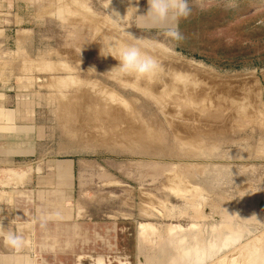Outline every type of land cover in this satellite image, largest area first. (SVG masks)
<instances>
[{"label":"rangeland","instance_id":"1","mask_svg":"<svg viewBox=\"0 0 264 264\" xmlns=\"http://www.w3.org/2000/svg\"><path fill=\"white\" fill-rule=\"evenodd\" d=\"M35 3L23 19L7 17L12 31L0 37L1 81L19 120L31 125L35 148L7 174V190L17 187V212L28 209L30 221H38L23 231L21 249L30 245L37 255L20 264H139L140 256L152 264L219 244L224 234L240 240L206 264L242 263L245 256L250 264L259 251L264 264V0H188L187 17L142 29L135 24L148 0ZM172 27L180 40L164 35ZM101 42L138 43L160 59L158 76L149 83L109 79L104 73L117 60L100 55ZM146 83L156 90L147 93ZM182 89H197L206 110L211 105L208 114L227 115L215 122L207 112H188L176 99ZM105 90L119 101L98 104L94 99H109ZM229 92L251 102L250 117L236 115ZM212 101L222 111L215 114ZM144 122L162 142L128 134Z\"/></svg>","mask_w":264,"mask_h":264},{"label":"crops","instance_id":"2","mask_svg":"<svg viewBox=\"0 0 264 264\" xmlns=\"http://www.w3.org/2000/svg\"><path fill=\"white\" fill-rule=\"evenodd\" d=\"M37 1L39 0H0V15L4 17L0 19V22H4V25L0 26V37L7 39L6 36L12 31L11 24L6 21L7 17L11 21L23 19L22 16L30 14L32 5H35ZM18 33L27 32L26 30H19ZM1 73L2 70H0V226L7 228V225L11 224L12 229L15 230V226L21 224L25 226L24 230L30 231L29 225L36 222L30 221L27 216L28 209L19 211L25 214V217L22 221L18 220L17 214L15 215V213H18V196L15 193L17 187L13 186L8 191L6 183L8 171L15 169L19 160L34 156L35 148L30 145L33 142L30 135L32 127L19 120L16 114L17 108L13 106L14 98L11 96L10 88L1 81ZM29 237H33V234L31 233ZM33 253L34 251L30 245L28 249L17 252L5 248L0 243V260H3L5 264H20L21 261H25L26 257L33 260Z\"/></svg>","mask_w":264,"mask_h":264},{"label":"clouds","instance_id":"3","mask_svg":"<svg viewBox=\"0 0 264 264\" xmlns=\"http://www.w3.org/2000/svg\"><path fill=\"white\" fill-rule=\"evenodd\" d=\"M148 5L146 14L137 15L140 22L135 25L140 29L145 24H163L169 19L178 20L187 17L191 11L188 0H148ZM164 35L174 40L182 38L175 27L167 28ZM101 43L100 55L103 57L111 55L119 62L104 73L109 79L126 82L124 78L132 77L137 82L140 80L151 81L159 72L158 61L145 53L138 43ZM24 227L23 225H16L15 230H12L11 227L0 226V243L5 248L18 252L26 246V240L22 235ZM0 264H5V262L0 260Z\"/></svg>","mask_w":264,"mask_h":264},{"label":"bare ground","instance_id":"4","mask_svg":"<svg viewBox=\"0 0 264 264\" xmlns=\"http://www.w3.org/2000/svg\"><path fill=\"white\" fill-rule=\"evenodd\" d=\"M82 16H83V15H82ZM78 32H79V31H78ZM116 36H117V35H116ZM117 40H118V39H116L115 41H117ZM119 41H120V40H119ZM115 43H118V42H115ZM119 44H120V43H119ZM151 45H152V44H151ZM153 45H154V44H153ZM153 45H152V46H153ZM157 47H158V46H157ZM158 48H159V47H158ZM148 49H150V48H148ZM159 51H160V50H159ZM144 52H145V51H144ZM161 52H162V51H161ZM146 53H147V52H146ZM147 54H148V53H147ZM152 54H153V53H152ZM161 55H162V54H161ZM160 57H161V56H160ZM161 58H162V57H161ZM108 59H109V58H108ZM108 59H107V60H108ZM166 59H167V58H166ZM95 60H96V59H95ZM157 60H158V58H157ZM163 60H165L164 57H163ZM170 60H171V59H170ZM159 61H160V59H159ZM159 61H158V62H159ZM181 61H183V60H180V62H181ZM114 62H115V61H114ZM165 62H166V61H165ZM174 62H175V61H174ZM176 62H177V61H176ZM178 62H179V61H178ZM115 63H116V64H115V66H116L119 62L117 61V62H115ZM184 63H185V62H184ZM186 63H187V62H186ZM101 64H102V63H101ZM105 64H108V63L106 62ZM109 64H110V63H109ZM109 64H108V65H109ZM112 64H113V63H112ZM190 64H191V63H189V65H190ZM192 64H193V63H192ZM194 64H195V63H194ZM113 65H114V64H113ZM173 65H174V64H173ZM177 65H178V64H177ZM195 65H196V64H195ZM109 66H110V65H109ZM160 66H161V65H160ZM160 66H159V67H160ZM162 66H164V65H162ZM183 66H185V64L183 65V63H182L181 67H183ZM193 66H194V65H193ZM193 66H192V67H193ZM103 67H104V66H103ZM185 67H188V66H185ZM185 67H184V68H185ZM195 67H196V66H195ZM104 68H105V67H104ZM108 68H109V67H108ZM111 68H112V67H111ZM164 68H165V66H164ZM181 69H182V68H181ZM203 69H204V68H203ZM109 70H110V69H109ZM109 70H108V71H109ZM164 70H165V69H164ZM172 70H174V69H172ZM182 70H183V69H182ZM186 70H187V69H186ZM197 70H198V67H197ZM197 70L195 69L194 71H197ZM206 70H207V69H206ZM159 71H160V70H159ZM187 71H189V69H188ZM192 71H193V68H192ZM201 71H202V70H201ZM163 73H164V72H163ZM166 73H167V72H166ZM181 73H182V72H181ZM183 73H184V72H183ZM195 74H196V73H195ZM207 74H208V73H207ZM180 75H181V74H180ZM186 75H187V74H186ZM157 76H158V75H157ZM160 76H161V74H160ZM164 77H165V76H164ZM180 77H181V76H180ZM184 77H185V76H184ZM184 77L182 76V78H184ZM195 77H196V76H195ZM70 78H71V77H70ZM127 78H128V77H127ZM158 78H159V77H158ZM178 78H179V75H178ZM182 78L179 79V80H182ZM185 78H186V77H185ZM185 78H184V79H185ZM188 78H189V77H188ZM188 78L185 80V83H186V81H189ZM192 78H193V77H192ZM197 78H198V77H197ZM206 78H207V77H206ZM208 78H209V77H208ZM218 78H219V77H218ZM165 79H166V78H165ZM172 79H173V78H172ZM189 79H190V78H189ZM193 79L196 80V78H193ZM193 79H192V80H193ZM203 79H204V78H203ZM131 80H132V79H131ZM153 80H154V79H153ZM162 80H163V79H162ZM116 81H117V80H116ZM196 81H197V80H196ZM126 82H127V81H126ZM134 82H135V81H134ZM141 82H143V81L141 80ZM146 82H147V81H146ZM156 82L158 83V81H156ZM162 82H163V81H162ZM162 82H160V83H162ZM165 82H166V81H165ZM192 82H193V81H192ZM200 82H201V81H200ZM74 83H75V82H74ZM135 83H136V82H135ZM143 83H144V82H143ZM148 83H149V81H148ZM148 83H146V84H147L146 86L150 85V84H148ZM150 83H152V82H150ZM154 83H155V82H154ZM157 83H156V86L159 84V83H158V84H157ZM173 83H174V82H173ZM187 83H188V82H187ZM194 83H195V81H194ZM96 84H97V83H96ZM120 84H121V83H120ZM167 84H168V83H167ZM167 84H166V86H167ZM179 84H180V83H179ZM198 84H199V82H198ZM203 84H204V83H203ZM56 85H57V84H56ZM104 85H105V84H104ZM130 85H131V84H130ZM153 85H154V84H153ZM159 85H160V84H159ZM175 85H176V84H175ZM189 85H190V84H189ZM189 85H186L187 87L185 86V88H187L188 90H190V89L188 88ZM206 85H207V84H206ZM208 85H209V84H208ZM52 86H53V85H52ZM146 86H144V87H146ZM196 86H198V85H196ZM200 86H201V84H200ZM157 87H159V86H157ZM157 87H156V88H157ZM160 87H161V86H160ZM163 87H164V85H163ZM169 87H170V85H169ZM173 87H174V86H172V90H171L172 92H173V90H174ZM175 87H176V86H175ZM190 87H192V86H190ZM210 87H211V86H210ZM250 87H251V86H250ZM252 87H253V86H252ZM178 88H179V87H178ZM181 88H182V87H181ZM181 88H180V89H181ZM194 88H196V87H194ZM212 88H213V87H212ZM224 88H225V90H227V91H225V92H228V89H231L232 87H231V88H229V87H224ZM224 88H223V89H224ZM226 88H228V89H226ZM154 89H155L154 86H152L151 89H149V86H148V88H147V93H148L149 91H150V92H154V91L156 90V89H155V90H154ZM158 89H159V88H158ZM167 89H168V88H167ZM170 89H171V87H170ZM187 89H186V90L182 89L183 92H184V91H186V92H185L184 94H182L183 96H182V95L180 96V94H179V97L176 98V99L179 100V104L181 105V107H182V106L186 107L185 109H186V110L188 109V112H189V111H190V112H193V111L201 110V114H202V112H204V113L207 112V113H205V115L208 114V110H209L210 107H211V105H210V107H208L209 109L206 110V107L208 106V105H207V102H208V101H207L206 104H205V102L203 101V97H202V98L200 97V99L197 98L198 96H196V94H195V92L197 91V89H195V90H196L195 92L192 91L193 94H192L191 91H190L191 93L187 92ZM199 89H200V88H199ZM199 89H198V90H199ZM214 89H216V88H214ZM240 89H241V88H240ZM138 90H139V89H138ZM140 90H141V89H140ZM165 90H166V89H165ZM175 90H176V89H175ZM191 90H193V89H191ZM200 90H201V89H200ZM200 90H199L198 93H200ZM232 90H233V89H232ZM107 91L110 92V90H107ZM107 91L105 90V91H103V93L106 92V94H107V93H108ZM144 91H145V90H144ZM168 91H170V90H168ZM171 91H170V92H171ZM202 91H205V89H203ZM206 91H207V90H206ZM209 91H210V92H209ZM211 91H212V90H209V89H208V92H209L210 94L212 93ZM214 91H216V90H214ZM113 92H114V91H111V93H108V94H109V99H107V97H106V98H100V99L98 98L97 100H96V99H94V100H95L98 104H100V105H102L103 103H104V104L108 103V100H110V99H114V101H115V100L117 101L120 97H119V98H116V97H118V96H116L117 94L115 95ZM157 92H158V91H157ZM166 92H167V91H166ZM174 92H176V91H174ZM174 92H173V93H174ZM208 92H206V93H208ZM218 92H219V91L217 90V93H216V94H218V95H219L220 93H222L221 90H220V93H218ZM225 92L223 91L224 95H222V96H224L225 99H226V98H227V95L225 96ZM233 92H234V90H233ZM235 92H236V91H235ZM235 92H234V94H235ZM141 93H142V92H141ZM147 93H146V94H147ZM179 93H182V92H179ZM196 93H197V92H196ZM201 93H205V92H201ZM230 93H231V92H229L228 94L230 95ZM143 94H145V92H144ZM159 94H160V91H159ZM164 94H166V93L164 92ZM216 94L213 93L212 95L217 96ZM234 94L231 93V95L229 96V99H230V97L233 96ZM242 94H243V93H242ZM242 94H241V95H242ZM103 95H104V94H103ZM167 95H168V94H167ZM175 95H176V94H175ZM177 95H178V94H177ZM194 95H195L196 97H195ZM199 95H200V94H199ZM202 95L204 96L205 94H201L200 96H202ZM208 95H209V94H206L205 96L207 97ZM212 95H211V96H212ZM239 95H240V94H239ZM215 96H214V99L216 100ZM234 96H235V95H234ZM80 97H81V96H80ZM101 97H102V96H101ZM159 97H161V96L159 95ZM165 97H166V95H165ZM206 97H205V98H206ZM208 97H210V96H208ZM208 97H207V98H208ZM218 97H219V96H218ZM235 97H236V96H235ZM237 97H239V98H237ZM237 97H236L235 100H229V99H228L230 102H232L231 105H232V106H235V108L238 109V111H237V109H235V110L238 112V114H236L237 112L235 113V111H234V114H236V115H238V116H240L239 114H244V116L247 117V116L249 115L248 117H250L251 113L254 111V107H252L251 102H249V100H247V99L245 98V96H244V98H245L248 102H247L245 99H243V97H242V98H240V96H237ZM246 97H247V96H246ZM151 98L154 99L153 97H151ZM171 98H172V97H171ZM254 98H255V96H254ZM157 99H159V98H157ZM161 99H162V97H161ZM161 99H160V100H161ZM165 99H166V98H165ZM174 99H175V98H174ZM208 99H209V98H208ZM208 99H207V100H208ZM220 99H221V95H220L219 100H220ZM223 99H224V98H222V101H223ZM225 99H224V100H225ZM232 99H234V98L232 97ZM248 99H249V98H248ZM120 100H121V99H120ZM122 100H123V99H122ZM125 100H127V99H125ZM162 100H164V99H162ZM162 100H161V101H162ZM168 100H169V99H168ZM210 100H211V99H210ZM241 100H242V101H241ZM251 100H252V99H251ZM112 101H113V100H112ZM118 101H119V100H118ZM157 101H158V100H157ZM166 101H167V100H166ZM170 101H171V100H170ZM205 101H206V100H205ZM226 101H227V100H226ZM226 101H225V102H226ZM78 102H79V101H78ZM122 102H123V101H122ZM175 102H176V101H175ZM212 102H213V101H212ZM212 102H211V103H212ZM216 102H217V100H216ZM216 102H213V103L215 104V108H213V107H214L213 105H212V106H213L212 108H213V110H214V109H216V110L219 109V110H220L221 108H219L220 106L217 107V105H216L217 103H216ZM223 102H224V101H223ZM80 103H81V102H80ZM124 103H126V102H124ZM127 103H128V102H127ZM165 103H166V102H165ZM165 103H164V104H165ZM173 103H174V102H173ZM177 103H178V102H177ZM211 103H210V104H211ZM218 103H219V101H218ZM220 103H222V102L220 101ZM228 103H229V102H228ZM253 103H254V102H253ZM157 104H158V103H157ZM159 104H160V102H159ZM159 104H158V105H159ZM162 104H163V103H162ZM162 104H160L159 106H161ZM166 104H167V103H166ZM179 104H177V105H179ZM71 105H73V104H71ZM71 105H70V107H71ZM76 105H77V104H76ZM112 105H113V104H112ZM128 105H129V104H128ZM173 105H174V104H173ZM180 105H179V106H180ZM221 105L224 106V105H226V104H224V105L221 104ZM227 105H229V104H227ZM227 105H226V107H227ZM231 105H229V108H231V110H232L233 108L230 107ZM98 106H99V105H98ZM163 106H164V105H162L161 107H163ZM174 106H175V105H174ZM174 106H173V107H174ZM222 106H221V107H222ZM68 107H69V106H68ZM132 107H133V106H132ZM161 107H160V109H161ZM74 108H75V107H74ZM118 108H119V107H118ZM178 108H179V107H178ZM212 108H211V110H212ZM224 108H225V107H224ZM229 108H227V109L229 110ZM131 109H132V108H131ZM227 109H226V110H227ZM66 110H67V109H66ZM68 110H69V109H68ZM70 110H72V109H70ZM70 110H69V111H70ZM76 110H77V109H76ZM76 110L74 109V111H76ZM161 110H162V109H161ZM226 110H225V112L228 111V110H227V111H226ZM74 111H73V113H75ZM122 111H123V110H122ZM167 111H168V110H167ZM167 111H165V112H167ZM184 111H185V110H184ZM221 111H222V109H221ZM223 111H224V110H223ZM229 111H230V110H229ZM229 111H228V112H229ZM185 112H186V111H185ZM185 112H184V113H185ZM210 112H213V111H210ZM105 113H106V112H105ZM168 113H169V112H167L166 114H168ZM214 113L216 114V113H218V112H215V110H214ZM221 113H222V112H221ZM221 113H218V114L221 115V116H223V118H224V115H227V113H226V114H225V113L221 114ZM232 113H233V111H232ZM175 114H176V113H175ZM179 114H180V113H179ZM194 114H195V112H194ZM96 115H97V114H96ZM96 115H95V116H96ZM101 115H102V114H100V116H101ZM169 115L171 116L170 113H169ZM172 115H173V114H172ZM177 115H178V114H177ZM177 115H176V117H178ZM187 115H189V114H187ZM208 115H209V119H210V115H212V113H211V114H208ZM219 115H218V116H219ZM236 115H234L233 117L235 118ZM170 116H169V117H170ZM179 116H180V115H179ZM191 116H192V115H191ZM193 116H194V115H193ZM212 116L214 117V115H212ZM215 116L218 118L217 115H215ZM221 116H220V117H221ZM242 116H243V115H242ZM244 116H243V117H244ZM93 117H94V116H93ZM189 117H190V116H189ZM189 117H187V118H189ZM205 117H207V116H205ZM216 117H214V119H212V117H211V119H212L213 121H215V118H216ZM246 117H245V118H246ZM69 118H70V117H69ZM119 118H120V117H119ZM119 118H117V119H119ZM178 118H179V117H178ZM207 118H208V117H207ZM221 118H222V117H221ZM223 118H222V119H223ZM237 118H238V117H237ZM74 119H75V118H74ZM74 119H73V120H74ZM78 119H79V118H78ZM117 119H116V120H117ZM168 119H169V118H168ZM172 119H173V118H172ZM192 119H193V118H192ZM199 119H200V118H199ZM199 119H198V120H199ZM218 119H219V118H218ZM218 119H217V120H218ZM228 119H230V118H228ZM120 120H121V118H120ZM122 120H123V119H122ZM225 120H226V119H225ZM231 120H232V119H231ZM69 121H70V120H69ZM75 121H76V120H75ZM174 121H175V120H174ZM199 121H201V119H200ZM199 121H198V122H199ZM220 121H221V120H220ZM118 122H119V120L117 121V123H118ZM172 122H173V121H172ZM175 122H176V121H175ZM202 122H203V121H202ZM209 122H210V121H209ZM215 122H216V121H215ZM218 122H219V121H218ZM227 122H228V120H227ZM117 123H116V124H117ZM144 123H145V122H144ZM207 123H208V122H207ZM72 124H73V123H72ZM135 124H136V123H135ZM176 124H177V123H176ZM219 124H221V123H219ZM224 124H225V123H224ZM240 124H241V123H240ZM136 125H137V124H136ZM142 125H144V126H142ZM142 125H141L142 127H141V126H140V127H137L136 130H133V129H132V131H130V133H128V134H130L133 138L136 137V138L141 139L142 141L144 140L145 142H146V140H147V141L149 142V144L152 143V142H154V141H155V142H162V141H161L162 138L160 137V135H159L160 133H159V132H157V134L154 133V132L152 131V129H150V127H149L150 125H149V124H146V123H145V124H142ZM145 125H146L147 127H145ZM178 125H179V124H178ZM178 125H177V126H178ZM200 125H201V124H200ZM216 125H217V124H216ZM207 126H208V125H207ZM69 127H70V126H69ZM199 127H200V126H199ZM73 128H74V127H73ZM186 128H187V127H186ZM197 128H198V127H197ZM202 128H203V127H202ZM204 128H205V127H204ZM173 129L177 130V129L174 128V127H173ZM194 129H195V128H194ZM106 130H107V129H106ZM106 130H105V131H106ZM191 130H192V128H191ZM201 130H202V129H201ZM119 131H120V130H119ZM211 131H212V130H211ZM126 132H128V131H126ZM175 132H176V131H175ZM188 132L191 133V131H189V130H188ZM198 132H200V133H202V134H205V135H208L207 132H209V131H206V132L198 131V130H197V131L195 130V132L192 131V133H194V134H195V133H198ZM190 133H186V134H190ZM200 133H199V135H200ZM213 133H214V132H213ZM119 134H120V133H119ZM128 134H127V133H125V134H122V133H121L120 135L128 136ZM179 134H181L180 131H179ZM209 134H210V133H209ZM211 134H212V133H211ZM158 136H159V137H158ZM161 136H162V135H161ZM182 136H183V135H182ZM190 136H192V135H190ZM197 136H198V135H197ZM188 137H189V136H187V139H189V138L191 139V138H192V137H189V138H188ZM193 137H194V136H193ZM129 138H130V137H129ZM156 138H159V139H156ZM179 138H180V137H179ZM179 138H178V139H179ZM181 138H182V137H181ZM183 138H186V135H185V137H183ZM195 138H196V137H195ZM193 139H194V138H193ZM193 139H191V140H193ZM196 139H197V138H196ZM196 139H194V140H196ZM122 140H123V139H122ZM179 140H180V139H179ZM183 140H184V142H185V139H183ZM187 141L190 142V140H187ZM197 141H198V139H197L196 141H194V142H197ZM198 142H199V141H198ZM198 142H197V143H198ZM179 143H180V142H179ZM187 143H188V142H187ZM187 143H186V144H187ZM188 144H190V143H188ZM192 144H193V143H192ZM195 145H196V144H195ZM200 145H201V144H200ZM192 146H193V145H192ZM197 146H198V145H197ZM194 147H196V146H194ZM188 148H191V147H188ZM192 148H193V147H192ZM193 149H195V148H193ZM197 149H199V148H197ZM188 150L190 151V149H188ZM191 150H192V149H191ZM190 152H196V149H195L194 151H190ZM261 153H264V150L261 151ZM178 176H179V174H178ZM180 178H181V177H180ZM174 179H175V178H174ZM166 181H167V180H166ZM168 182H169V181H168ZM180 182H181V181H180ZM176 184H177V182H176ZM181 185H182V184H181ZM177 186H180V184H179V185L177 184ZM182 186L184 187V185H182ZM182 186H181V187H182ZM176 188H177V187H176ZM177 189H178V188H177ZM177 189H176V190H177ZM130 206H131V205H130ZM223 239H225V238H223ZM179 241H180V240H179ZM224 242H225V241H224ZM177 246H178V245H177ZM231 255H232V254H231ZM251 256H252V257H251V259H250V264H252L251 262H257L258 255L252 253ZM262 260H263V258H262ZM262 264H263V262H262Z\"/></svg>","mask_w":264,"mask_h":264},{"label":"water","instance_id":"5","mask_svg":"<svg viewBox=\"0 0 264 264\" xmlns=\"http://www.w3.org/2000/svg\"><path fill=\"white\" fill-rule=\"evenodd\" d=\"M260 207L264 209V201L260 202ZM227 239H223V238ZM221 238V236L219 237ZM223 238L219 239V244H207L208 247L204 246L201 250L194 249L193 251H182L180 253L175 252V255L167 256L166 258H162L160 262H152V264H206L213 260L215 256L218 255L220 250L228 246H232L237 244L240 239L234 237L232 234H224ZM225 241V242H224ZM218 242V241H217ZM143 257H139V264L144 262ZM159 261V260H158ZM262 251H259L257 262H251L252 264H262ZM237 264H247V256H245V262L237 263Z\"/></svg>","mask_w":264,"mask_h":264},{"label":"flooded vegetation","instance_id":"6","mask_svg":"<svg viewBox=\"0 0 264 264\" xmlns=\"http://www.w3.org/2000/svg\"><path fill=\"white\" fill-rule=\"evenodd\" d=\"M20 213H21V212H20ZM18 214H19V213H18ZM18 214H17V215L15 214V215H16L17 217H18V216H21V218H22V217H23V218L25 217V214H23V213H21V214H19V215H18ZM22 215H23V216H22ZM18 218H19V217H18ZM37 222H38V221H37ZM37 222H36V223H37ZM35 232H36V231H35ZM139 233H140V232H139ZM33 254H34V258H35L37 254H36L35 252H34Z\"/></svg>","mask_w":264,"mask_h":264},{"label":"trees","instance_id":"7","mask_svg":"<svg viewBox=\"0 0 264 264\" xmlns=\"http://www.w3.org/2000/svg\"><path fill=\"white\" fill-rule=\"evenodd\" d=\"M263 22H264V20H263ZM261 23H262V21H261Z\"/></svg>","mask_w":264,"mask_h":264}]
</instances>
